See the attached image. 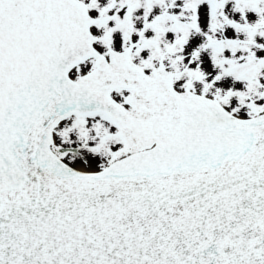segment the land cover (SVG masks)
I'll use <instances>...</instances> for the list:
<instances>
[{
  "label": "snow or ice",
  "instance_id": "1",
  "mask_svg": "<svg viewBox=\"0 0 264 264\" xmlns=\"http://www.w3.org/2000/svg\"><path fill=\"white\" fill-rule=\"evenodd\" d=\"M0 264H264V0H0Z\"/></svg>",
  "mask_w": 264,
  "mask_h": 264
}]
</instances>
